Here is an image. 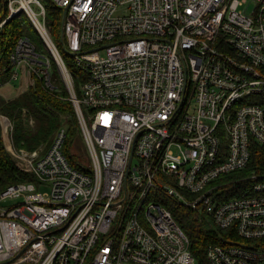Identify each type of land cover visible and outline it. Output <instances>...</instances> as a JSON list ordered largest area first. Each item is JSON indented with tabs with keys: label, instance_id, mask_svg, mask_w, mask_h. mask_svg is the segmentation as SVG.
I'll return each mask as SVG.
<instances>
[{
	"label": "built area",
	"instance_id": "built-area-1",
	"mask_svg": "<svg viewBox=\"0 0 264 264\" xmlns=\"http://www.w3.org/2000/svg\"><path fill=\"white\" fill-rule=\"evenodd\" d=\"M253 2L0 0V87L53 90L54 66L85 146L66 155L60 127L43 153L15 149L0 114L6 149L36 179L0 192V264H197L176 206L228 230L208 264H264V0ZM254 148L260 170L242 174Z\"/></svg>",
	"mask_w": 264,
	"mask_h": 264
},
{
	"label": "trees",
	"instance_id": "trees-1",
	"mask_svg": "<svg viewBox=\"0 0 264 264\" xmlns=\"http://www.w3.org/2000/svg\"><path fill=\"white\" fill-rule=\"evenodd\" d=\"M47 16L51 35L58 46L61 47L59 39L61 11L56 7L48 6ZM19 28V24L13 25V31L3 46L6 50L11 46L13 38L19 35ZM3 50L4 48L1 49L0 53H3ZM61 53L65 60L69 62V54L64 50ZM71 72H73V75L77 74L74 67H71ZM53 83L55 88L48 90L37 80L18 95L0 98V114L8 117L12 122L11 137L15 149H24L29 152L38 150L43 153L45 143L52 139L54 133L60 127L65 128L63 151L66 155L70 153L71 147H76L78 143H82L78 119L69 99L68 91L61 79L59 84L54 80ZM74 83L75 92L79 96V82L75 76ZM261 156V150L254 148L249 165L241 173L252 172L256 168L254 167L256 163L260 162L261 164ZM256 169L260 170V168ZM35 181L33 173L22 163L15 160L4 146L0 126V192L12 183ZM172 213L188 236L189 249L195 256L197 264H208L205 258L207 246L212 243H224V239L230 235L228 230L217 227L210 218L189 208L176 206ZM231 238L236 239L237 237L233 233Z\"/></svg>",
	"mask_w": 264,
	"mask_h": 264
},
{
	"label": "rangeland",
	"instance_id": "rangeland-1",
	"mask_svg": "<svg viewBox=\"0 0 264 264\" xmlns=\"http://www.w3.org/2000/svg\"><path fill=\"white\" fill-rule=\"evenodd\" d=\"M253 7H254L253 0H245V3L240 8L242 10H245L246 12H251ZM23 20H25V19L23 18ZM26 21L27 20H25L24 23H26ZM25 26H27L26 35L30 36L31 40L35 43V45L37 46L38 50L43 51V48L41 47V43H40L39 38L37 37V35L32 31V29H30L28 27V25H25ZM51 73H52L53 80L57 84H59L60 83V79H59V76L56 73V69H55L54 66L51 69ZM22 84H23V80L22 79L21 80L18 79L17 81H14V82L10 83L8 86L0 87V98L3 99V98H5V96H9V97L10 96H15L17 94L16 92L19 90V88H20V86ZM51 140L49 139V141H47L45 143L44 152L47 150ZM3 143H4V140H3ZM74 149L76 151L77 156L80 155V157H83L84 150H85V146H84L83 143H78V146L74 147ZM11 203H13V201L8 200L5 204H11Z\"/></svg>",
	"mask_w": 264,
	"mask_h": 264
},
{
	"label": "water",
	"instance_id": "water-1",
	"mask_svg": "<svg viewBox=\"0 0 264 264\" xmlns=\"http://www.w3.org/2000/svg\"><path fill=\"white\" fill-rule=\"evenodd\" d=\"M64 18V14L62 15V20ZM60 33H61V36H60V43H62V28L60 29Z\"/></svg>",
	"mask_w": 264,
	"mask_h": 264
}]
</instances>
